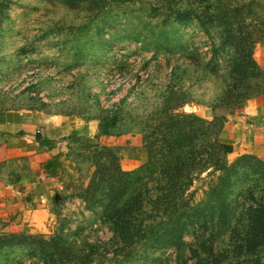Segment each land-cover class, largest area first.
<instances>
[{
    "label": "rangeland",
    "instance_id": "374dc122",
    "mask_svg": "<svg viewBox=\"0 0 264 264\" xmlns=\"http://www.w3.org/2000/svg\"><path fill=\"white\" fill-rule=\"evenodd\" d=\"M105 1L0 0V112L40 111L89 123L86 134L62 139L65 150L56 156L63 160L40 179V200L29 224L0 229L3 237L26 241L0 251V264H204L205 247L214 248L220 264H264V239L251 253L243 242L251 215L264 207V178L247 177L256 161L240 170L243 182L228 198L225 214L207 217L206 233L197 210L193 220L164 235L163 245L138 248L129 260L132 250L125 248L124 254L114 237L122 222L112 220L115 209L106 197L112 189L126 190L121 205L142 194L156 225L164 221L169 227L163 209L147 204L164 185L157 181L165 160L163 139H172L166 128L172 119L184 126L182 116H199L200 107L217 106L218 115L227 117L264 92V0H110L101 9ZM224 14L234 23L230 39L226 27H219ZM247 37L258 78L231 74L242 56L236 52L239 41L245 45ZM113 116L120 133L139 139L131 161H121L119 147L98 138ZM216 133L227 149L218 128L208 133L210 146ZM151 156L154 166L146 169ZM242 156H229L227 149L225 161L232 165ZM202 164L204 172L187 192H195L197 206L222 175ZM135 214L133 227L145 215Z\"/></svg>",
    "mask_w": 264,
    "mask_h": 264
},
{
    "label": "trees",
    "instance_id": "16d2710c",
    "mask_svg": "<svg viewBox=\"0 0 264 264\" xmlns=\"http://www.w3.org/2000/svg\"><path fill=\"white\" fill-rule=\"evenodd\" d=\"M114 1L120 2L121 0H113V2ZM107 2L112 1L107 0L104 4L100 3L102 4L100 8L103 9ZM2 13L3 8L2 5H0V18L2 17ZM92 15L96 16V13L93 12ZM219 18V27H226L225 34H227L230 39L233 34L232 29L234 23H232V20L227 19L225 14ZM222 19L226 20V22H223ZM248 37L246 38L245 45L242 44L243 40L241 42L239 41L240 45L236 49V52L241 53L242 56L233 62L231 74H243L245 77L250 74V77L258 78L260 75L255 73L258 68L252 58L253 42H247ZM210 64L216 63H209L208 65ZM211 107L213 110H216L217 106ZM182 118L185 120V122L181 123L184 126L179 125L180 122L172 119V121H170V126L166 128V134H171L172 139H163L165 146H163L162 156L165 157V160L160 167L161 181H157V184L164 185L159 186L154 200H149L152 202V205L147 203L151 207L163 209L164 213L167 214L169 218V227H167L168 223L164 221L156 225L157 221H155V219L157 216L155 215L152 217L151 214L154 210L147 209L148 206L145 208L146 203H143L144 196H142V194L131 200H126L121 205L117 203L126 190L121 192L119 189H112L108 195L106 194L108 206H111V209H115L113 215H111L112 220L116 224L122 222L121 226L115 227L114 237L117 240L116 242H121L123 244V249L121 248V250H123L124 254L126 252V250H124L125 248H130L132 250L127 252L128 254L125 259L129 260L130 257H135L139 252L138 248H142L145 245L148 246V248L163 245L165 242L163 240L167 238L164 237V235L177 231V227L184 223L183 220H193L197 210H199L198 216H202L201 220L203 223L201 226L203 228V233H206V229H208L207 217L213 218L215 215L223 216L225 214L227 211L226 207L228 206V198L234 196L233 191L236 185L239 181H242V179L238 178V174L244 166H249V161H256L257 168L256 170L252 169V171L247 174V177L259 174L264 178V162L255 156L244 155L232 165L226 163L225 158L227 156V149L220 140L221 134L216 133V135H214L216 139L215 144L214 146H210L209 142L211 140L208 133L210 129L212 130L213 128H218L219 133H223L225 124L227 123V118L225 116L216 115L213 121L205 120L195 114H184ZM117 122L118 118L113 116L111 121L105 124V131L101 134L111 136V132L108 130L111 127H115ZM195 123H199L198 128L195 126ZM197 139H200V142L196 145L195 142ZM41 144L52 145L50 141L46 140L41 141ZM150 158L151 162H149L148 168L146 167V169H150L154 166L152 162L153 157L151 156ZM119 159L121 160V158ZM202 163H205L206 166L209 165L210 168L222 173V175L218 177V183L211 187L212 190L206 194L205 198L197 206L193 205L195 192L188 195L187 192L193 186L195 177L204 172L205 169H199ZM248 181L249 179L246 178V182ZM255 181L257 182V180ZM146 196L147 195H145V197ZM138 210L145 215H142L141 223H138L137 227H133V223H136L139 218V216L135 214V211ZM251 218L252 228L247 232L245 241H243L247 244L244 246L249 253H251L256 246H261V241L264 239V207L255 210V214H252ZM198 221L199 219L194 220V223ZM226 223L227 222L220 226L221 232L225 229ZM185 228L186 225L184 224L183 230H185ZM131 229L134 231L132 232ZM203 243L207 244L208 240L205 239ZM23 246H26V241L19 236L10 235L3 237L0 235V251L13 250ZM135 246L136 248H134ZM204 255V264H220V261L216 258L218 256L214 254V248L208 247L206 249L205 247Z\"/></svg>",
    "mask_w": 264,
    "mask_h": 264
},
{
    "label": "crops",
    "instance_id": "0c3cea01",
    "mask_svg": "<svg viewBox=\"0 0 264 264\" xmlns=\"http://www.w3.org/2000/svg\"><path fill=\"white\" fill-rule=\"evenodd\" d=\"M200 108L199 116L205 120L218 115L217 109ZM226 118L223 137L229 156L252 155L264 162V92ZM88 124L79 118L40 111L0 112V229L7 230L6 225L13 223L23 230L29 224L40 200V179L63 160L62 155L56 156L65 150L67 143L62 139L75 132L86 134ZM120 128L117 124L112 129L114 136L99 134L98 138L119 147L121 161H131L139 139L133 133H120ZM43 140L52 145L41 144Z\"/></svg>",
    "mask_w": 264,
    "mask_h": 264
}]
</instances>
